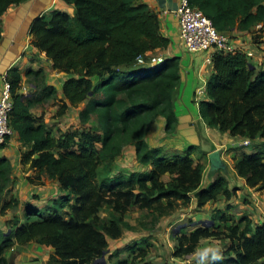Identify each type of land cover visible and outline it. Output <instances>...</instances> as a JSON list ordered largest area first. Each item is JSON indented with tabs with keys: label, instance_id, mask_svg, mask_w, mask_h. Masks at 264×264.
<instances>
[{
	"label": "trees",
	"instance_id": "16d2710c",
	"mask_svg": "<svg viewBox=\"0 0 264 264\" xmlns=\"http://www.w3.org/2000/svg\"><path fill=\"white\" fill-rule=\"evenodd\" d=\"M25 1L0 0V41L2 17L12 5ZM64 1L74 8L73 13L54 9L40 15L32 22L30 35L54 70L74 75L63 85L68 102L58 98L57 88L46 82L42 69L27 72L39 94L20 93L21 75L16 68L10 70L8 82L14 101L10 124L25 147L21 162L37 171L30 181L41 184V174L46 173L60 184L64 195L59 200L68 201V208L59 210L51 204L40 209L26 202L24 219L16 217L9 233L0 231V264H6L7 250L30 243L54 249L47 264H94L108 251V238L123 235L124 216L135 206L161 217L189 206L193 198L201 208L219 197L230 201L236 194L224 175H216L202 187L206 166L193 157L195 146L174 153L152 147L146 140L159 116L166 118L168 133L176 130L179 121L175 97L182 82L181 58H163L155 66L138 61L170 45L161 33L158 14L140 0ZM190 2L220 31L258 27L264 34V0ZM213 64L208 99L199 102L202 118L233 137L250 142L264 139V70L254 64L251 68L243 52H215ZM93 77L99 78L96 83ZM52 97L60 101L59 117L70 106L87 101L82 123L94 116L97 126L61 131L55 137L32 112ZM128 146L135 148L138 162L149 171L115 172ZM234 169L249 187L264 191V140L257 152H242ZM12 172L10 159L0 157V201L10 193ZM3 202L1 212L5 213L19 200ZM103 211L107 219L102 218ZM173 236L178 243L176 257L194 253L203 239H227L225 254L212 264H264V222L254 224L249 215L237 219L216 210L208 226ZM143 239L128 246L129 256L114 264L146 259L148 240Z\"/></svg>",
	"mask_w": 264,
	"mask_h": 264
},
{
	"label": "crops",
	"instance_id": "0c3cea01",
	"mask_svg": "<svg viewBox=\"0 0 264 264\" xmlns=\"http://www.w3.org/2000/svg\"><path fill=\"white\" fill-rule=\"evenodd\" d=\"M140 1L148 4V6L158 14L160 20L161 33L164 36L168 37L171 41L168 48L151 51L148 53V56L156 55V57H162V58H171L178 56L181 58L182 72L183 70L184 71L187 69L189 70L188 72L189 75L185 80V84L180 85L175 97L176 111L179 119L176 130L168 133L166 131V126H167L166 118L163 116H159L151 125L148 134L146 136V140L152 147H162L165 151L174 152V153L184 152L191 146H195L197 149H199L198 151H206L209 159V154L214 150L226 147V144L231 143L233 139L236 138L243 139L240 137H233V136L229 137L228 133H223L217 128L210 127L200 115L199 102L201 100L208 99L207 81L209 80L211 74L214 71V64H213L214 52L207 51L200 53H190L182 48L184 44L180 36V23L177 14V10L179 8L181 0H140ZM54 9L68 11L70 13H73L74 11V8L68 5L64 0H28L21 4L12 5L2 17V39L0 41V96L4 89L5 83L8 82V75L11 69L16 68L21 75L20 93L22 94H24L25 86L27 84H30V86L35 90L33 83L29 82V80H31L32 77L28 76L27 72L29 70L37 71L42 69L45 72L46 82L49 85H53L57 88L59 99H63L67 101L63 93V85L67 79L74 77V75L67 74L64 72H58L54 70L53 64L51 60L47 58L46 53L40 51L32 44V36L30 35V27L34 19ZM227 33L231 36L232 42L237 48H240L245 52L247 51L253 53L255 67L264 70V65H263L264 64V34L263 37L260 36L256 41L254 39L255 35L257 33L262 34L258 31L257 27L253 28L250 31H240L238 29H234L231 32H227ZM260 38H261V42L259 41ZM257 60L258 61L260 60L259 62L261 63L257 62ZM198 73L201 74V77L199 76L197 77ZM98 79H99L98 77H93V81L94 80L98 81ZM182 79H183V73H182ZM199 79L202 80L201 83ZM56 84H60V85L58 86ZM200 89L202 90V92L199 94ZM28 95L30 94H27L26 96ZM59 107L57 105V111ZM73 108L75 107L70 106L69 109H73ZM209 140L211 141L212 144H210ZM206 141H208L209 146H211L209 150L200 148L203 144H206L205 143ZM238 141L236 142L234 141L233 143L235 144L239 143ZM260 143L263 144V142ZM128 147H130V149H127ZM128 147L125 149L124 153L122 154V158H124V160H127V162L124 161L126 165H124L123 168L118 166H116V168L120 172L121 170L126 172H129V170L144 171V172L149 171L150 167H145L138 162L135 148L133 146H128ZM24 150L25 147L22 144L20 136L18 133L15 132L14 136H12L9 139L8 143L4 147L0 148V157H7L10 159L12 163L13 172L11 174L12 182L9 186L10 189V193L8 194L9 197L10 198L14 197L15 199L18 200L24 199V201L27 200L28 202H30V200H28L30 197L28 198L27 196L28 192H24L20 187L22 184L24 185L34 184L30 180L32 178L31 173H35L36 170L29 169L28 165L24 166L22 164L21 159H22V152ZM258 150L259 149L255 148V150H253L251 153L257 152ZM198 151L194 150L193 157L195 153H197ZM223 156H224V152L222 153V158L224 159ZM133 163L137 164V169L133 166L134 165ZM117 169H115L116 173H117ZM216 175H218L217 172L211 174V171L209 170L207 176L206 177L204 176L202 187L207 186L211 181H213ZM165 177L167 179V176ZM238 177L240 179L239 181L241 184L236 186L235 184L232 185L230 183V187L232 189L236 188L237 193L245 192L247 194H251V192L255 190V188L249 187L246 184L245 179L241 178L240 176ZM35 185H36L35 187L33 186L34 192H32V197H34L35 194L37 193V195H40V197L37 198L36 200H40V202H43V204L42 203L35 204L33 202L31 203L38 208H40V206L44 207L48 205V204L44 205L46 202H48L47 200H56L64 195V192H62L60 188V184L55 181L53 183H50V178L46 173L41 174V184H35ZM239 186L240 188L243 189V191L239 190L238 188ZM26 189L30 190L31 188L26 185ZM241 193L238 194V197L235 195L229 201V203L233 205L241 204L242 203V200H240V198H242ZM4 198H5V194L3 200ZM10 198L9 199L5 198V199L10 200ZM257 198L259 199V202L257 204L259 205V207L262 208V210L257 209V211H260L258 213H261L263 217L264 200H261L263 196L257 195ZM248 204L249 203H247L246 201L244 205L242 206L238 205L237 208L240 209V207H244L243 212H245L246 207H250L254 209V207L249 206ZM243 212L235 213L236 218L237 219L241 218L243 216ZM249 213L251 212H248V215L250 216ZM250 217L253 218L254 224H259L264 222V217L263 218L261 216H260L261 218L260 217L254 218V216H250ZM122 236L118 239L108 238V242H109V247L107 249L108 254L111 255L115 254L114 252L111 251L112 250L111 243L112 241L121 240V238H123ZM136 242L139 243V241ZM129 245L130 243H127V245L123 247V249L126 251L125 252L126 255H124L123 253L120 254V255H124V257L119 259H125L127 258L126 256H129L130 251L127 249ZM114 249L116 248L114 247ZM118 251L120 253L121 250L119 249L117 250V252ZM215 260H212L210 264H212Z\"/></svg>",
	"mask_w": 264,
	"mask_h": 264
},
{
	"label": "rangeland",
	"instance_id": "374dc122",
	"mask_svg": "<svg viewBox=\"0 0 264 264\" xmlns=\"http://www.w3.org/2000/svg\"><path fill=\"white\" fill-rule=\"evenodd\" d=\"M257 34L255 35L254 38L256 41L260 36L263 37V33L258 35ZM259 41L261 42V38L259 39ZM182 48L186 50L184 46H182ZM156 58H157L156 55H149V57L145 59L144 64L147 63L153 64L155 63L154 60ZM259 61L257 60V62ZM188 72H189L188 69L185 71L183 70L182 72L183 79L181 84H185V80L189 75ZM198 76L201 77V74L198 73L197 77ZM199 81L201 83L202 80L199 79ZM29 82H31V80H29ZM96 82L97 81L94 80V83ZM56 85L59 86L60 84H56ZM31 93L34 95L37 94L38 92H36L30 86V84H27L25 86L24 94L27 95ZM59 103H60L59 99H53L52 97V99H50L49 101L40 103L39 105L35 106L32 109V112L36 116L41 117L44 120V122L48 126L47 128L50 130L51 133H53L55 137H58L61 131H67L69 129H78V128H92L97 126V123L95 122L96 119L94 116L91 117V119L85 125L82 123L81 112L86 108L87 101L82 102L79 106L73 109H69L67 113L62 117L57 116V105L59 107ZM229 137H231V135H229ZM263 140L264 139L260 138L254 142H249L248 144H246V140L244 138L233 139L231 142L232 144H235L233 143L234 141L235 142L238 141L242 145H240L239 148L233 147L230 148L229 150H226V147L223 148L224 150L223 157L224 160L227 162L228 167L223 170H218L217 174L224 175L225 177H227L229 183H231L232 185L233 184H235L236 186L240 185L241 184L239 181L240 179L236 174V171L234 170L235 159L239 157L243 151L247 153H251L253 150H255V148L260 149L262 147V143L260 142H263ZM205 143L206 144H203L200 148L209 150L211 147L209 146V142L206 141ZM210 144H212L211 141ZM127 149H130V147H128ZM198 150L199 149L197 148L195 149V151ZM194 158L197 161L199 160L205 164L206 169L204 176L206 177L207 173L210 170V163L206 151H198L197 153H195ZM124 161L127 162V160H124V158H122L121 156L118 159L116 166L123 168L124 165H126ZM133 164H134L133 166L137 169V164L136 163ZM116 166L115 169H117ZM119 172L120 171L117 169V173ZM121 172L126 173V171H122V170ZM129 172H131V170H129ZM31 174H32L31 177L35 178L37 175V171ZM53 182L52 180H50V183ZM26 185L31 189L30 190L26 189ZM26 185L22 184L20 188L24 192H28L27 196L28 198L30 197L28 199L30 200V203L33 202L35 204L36 203L43 204V202H40V200H36L37 198L40 197V195H37V193L35 194L36 197L35 196L32 197V192H34L33 186L35 187L36 185L35 184H26ZM238 188L239 190L243 191V189L240 188V186ZM240 193H237V189H236L235 195L237 197L238 194ZM257 195L263 196L261 200H264V191L262 190L255 189L251 192V194H247L245 192L241 193L242 198H240V200H242V203L238 205L242 206L247 201V203H249L248 204L249 206L254 207V209L250 207H246L245 212H243L244 207H240L239 209L237 208L238 205H233L229 203V201H226L224 197H219V199L216 202H210L201 208L198 207L196 198H193V201L189 206H180L172 214L161 217L157 216L156 213H152L151 211L148 210H140L138 207L135 206L132 209H130V211L124 216V221L127 223V226L123 228V233H124L122 236L123 238H121V240L112 241L111 251L114 252L115 255L114 257L111 258V254H108L107 251L106 255L108 256H106V262L107 264L116 263L119 260V258H122L124 257V255H126L125 253L126 251L123 249V247L126 246L127 243H130L131 246H133L136 241H139V243H143L142 242L144 240L143 238L148 240V242L145 243V247L146 249H148L149 252L146 259L144 261L139 262L138 264H199L200 257L198 254V249L208 247L209 245L215 247L219 251L221 256L225 254L226 247L228 246L229 241L227 239L209 238V239H203L194 253L189 255H184L181 257H176L174 256V251L177 248V241L175 240L173 235L175 232L189 233L191 232V230H194L196 227L204 225L203 222L212 221V216L216 210L228 212L229 214H233L234 216L236 215L235 213L243 212V215H248V212H251L252 215L251 213L249 214L250 216H254V218H259L260 216L262 217L261 213H258L260 211H257V209L262 210V208L259 207V205L257 204L259 202ZM5 198L9 199L10 197L8 194H5ZM5 198L4 200H6ZM12 198L14 197H11V199ZM59 199H56L57 201L47 200L48 202H46L44 205L52 204L56 206L59 210H62L63 208L64 210H67L68 201L64 202V201H60ZM4 200L2 199L0 201V231L9 233L10 232L9 229L14 226L16 217L20 218L21 220L24 219V213H25L24 205L28 201L27 200L24 201V199H20L17 205L16 204L14 205V203H12L13 206L9 208L5 213H2L1 206L4 203L3 202ZM61 203L64 205H61ZM42 207L40 206V209ZM101 216L102 218L107 219L108 213L103 211L101 213ZM114 247L116 249H114ZM119 249L121 250L120 253L119 251L117 252V250ZM53 253H54V249L51 248L50 246L40 245L38 243H30L25 246L16 245L10 250H7L3 254V256H5L7 259L6 264H47ZM122 253L124 255H120ZM210 256L211 254L209 253V257ZM212 260L213 259L210 258L206 259L205 261H203V264H210Z\"/></svg>",
	"mask_w": 264,
	"mask_h": 264
},
{
	"label": "built area",
	"instance_id": "2783aa9c",
	"mask_svg": "<svg viewBox=\"0 0 264 264\" xmlns=\"http://www.w3.org/2000/svg\"><path fill=\"white\" fill-rule=\"evenodd\" d=\"M180 23L181 40L190 53L213 51L228 53L243 52L250 64H254L253 53L245 52L237 48L232 42L231 36L218 30L212 20L197 6H193L190 0H181L177 10ZM157 57L152 65L162 61ZM140 63H145L144 56L138 58ZM202 92L200 89L199 94ZM14 108L11 85L6 82L0 96V144H7L14 136L15 131L10 124V117ZM250 141L246 140V144Z\"/></svg>",
	"mask_w": 264,
	"mask_h": 264
},
{
	"label": "water",
	"instance_id": "95a60500",
	"mask_svg": "<svg viewBox=\"0 0 264 264\" xmlns=\"http://www.w3.org/2000/svg\"><path fill=\"white\" fill-rule=\"evenodd\" d=\"M162 62H163V60L160 61L159 64ZM251 68H254V66L251 65ZM240 145H241L240 143H236V144L228 143V144H226V150H229L230 148H233V147H235V148L240 147ZM223 152H224V150H223V148H221V149H216L209 154L210 171L212 173H215L218 170L226 169L228 167L226 161L222 158ZM211 223H212V221L203 222L204 226H208ZM106 254H107V251L104 252L103 256L100 259H98L94 264H98V263L107 264Z\"/></svg>",
	"mask_w": 264,
	"mask_h": 264
},
{
	"label": "clouds",
	"instance_id": "9594fccd",
	"mask_svg": "<svg viewBox=\"0 0 264 264\" xmlns=\"http://www.w3.org/2000/svg\"><path fill=\"white\" fill-rule=\"evenodd\" d=\"M209 253L211 254V256L209 257ZM198 254L200 257V262L199 264H203V261H205L206 259H219L220 258V253L219 251L213 247L212 245H209L208 247L202 248V249H198Z\"/></svg>",
	"mask_w": 264,
	"mask_h": 264
}]
</instances>
